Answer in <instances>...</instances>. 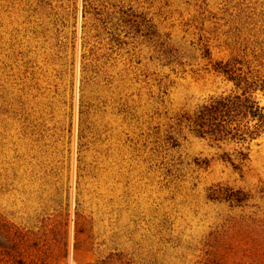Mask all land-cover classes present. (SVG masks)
I'll return each mask as SVG.
<instances>
[{
    "label": "rangeland",
    "instance_id": "1",
    "mask_svg": "<svg viewBox=\"0 0 264 264\" xmlns=\"http://www.w3.org/2000/svg\"><path fill=\"white\" fill-rule=\"evenodd\" d=\"M226 63L264 87V0H0V264H264V133L175 120Z\"/></svg>",
    "mask_w": 264,
    "mask_h": 264
},
{
    "label": "trees",
    "instance_id": "2",
    "mask_svg": "<svg viewBox=\"0 0 264 264\" xmlns=\"http://www.w3.org/2000/svg\"><path fill=\"white\" fill-rule=\"evenodd\" d=\"M218 72L234 84V90L227 94L210 97L198 105L192 112H183L176 116L177 125L186 127L201 138L208 137L214 141L233 142L239 149H248L250 142L264 133V106L254 97V92L264 88L251 71L242 74L228 63L216 68ZM242 150L237 152L238 163L235 168L248 157ZM207 197L212 200H223L235 205L246 200V193L240 189L217 185L209 188ZM252 233L255 246L250 249L255 260L264 262V220L244 221ZM106 260L102 264L112 261ZM121 264V260H120Z\"/></svg>",
    "mask_w": 264,
    "mask_h": 264
}]
</instances>
